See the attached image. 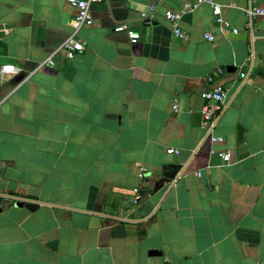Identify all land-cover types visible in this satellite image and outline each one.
<instances>
[{"label":"crops","instance_id":"obj_1","mask_svg":"<svg viewBox=\"0 0 264 264\" xmlns=\"http://www.w3.org/2000/svg\"><path fill=\"white\" fill-rule=\"evenodd\" d=\"M183 1L102 0L76 30L68 0H0V264H264V0H214L229 26L202 4L179 38Z\"/></svg>","mask_w":264,"mask_h":264},{"label":"built area","instance_id":"obj_2","mask_svg":"<svg viewBox=\"0 0 264 264\" xmlns=\"http://www.w3.org/2000/svg\"><path fill=\"white\" fill-rule=\"evenodd\" d=\"M69 3L75 7L76 9V30L80 29L83 26H91L94 22L93 16L91 13V7L93 3L100 2L102 0H68ZM209 3L213 7V13L215 16V20L222 26H229L230 23L225 19L222 15V7L219 3H216L214 0H184L181 7L178 10H170L165 13V19L171 24L174 34L179 38L187 37L186 31H184L180 22L183 14L186 12L192 11L202 4ZM246 15L249 19L247 23V27H251V21L254 17L262 16L264 17V5L258 6H249L245 9ZM141 17L145 20L146 23H153L156 17V5H149L148 11H143L141 13ZM126 25H118L114 28L115 31H123L126 30ZM235 32H238V28L233 27ZM128 35L130 41L132 43H136L140 38V33L137 31L129 30ZM205 37L212 41L215 39L212 33H206ZM79 46L77 45L75 38L73 35L67 37L64 42L58 47L54 52H52L42 63H40L39 67L45 64L54 65L55 61L53 56L59 52H64L69 58H74L76 53L79 50ZM218 72H222L221 68H218ZM242 78L247 77L246 72H241ZM208 80L210 82H214V76H208ZM202 96L205 99V104L202 107L201 113L203 116L204 124L207 126L209 133L213 130V128L217 125V122L224 112L227 106V90L222 84H217L214 87L207 89L202 92ZM174 110H179L178 103L174 104ZM211 140L213 142H223V137H216L211 134ZM168 153L178 154L180 149L176 147L167 148ZM219 155L222 157L225 163H230L232 161V153L229 150H221L219 151ZM143 170V169H142ZM200 175V173H199ZM143 176V173H141ZM137 194L134 197V202L138 203L141 199L140 194H138L139 189H134ZM256 264H262L258 261Z\"/></svg>","mask_w":264,"mask_h":264},{"label":"water","instance_id":"obj_3","mask_svg":"<svg viewBox=\"0 0 264 264\" xmlns=\"http://www.w3.org/2000/svg\"><path fill=\"white\" fill-rule=\"evenodd\" d=\"M5 27L8 28L9 25L0 24V34H4L3 30H4ZM23 202H24L23 199H20V198L17 199V204H22ZM151 253L155 254V253H157V251H152Z\"/></svg>","mask_w":264,"mask_h":264}]
</instances>
